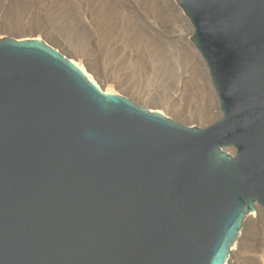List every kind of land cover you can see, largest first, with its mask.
I'll return each mask as SVG.
<instances>
[{"label": "water", "instance_id": "obj_1", "mask_svg": "<svg viewBox=\"0 0 264 264\" xmlns=\"http://www.w3.org/2000/svg\"><path fill=\"white\" fill-rule=\"evenodd\" d=\"M176 2L221 114L205 128L0 39V264H224L264 215V0Z\"/></svg>", "mask_w": 264, "mask_h": 264}, {"label": "rangeland", "instance_id": "obj_2", "mask_svg": "<svg viewBox=\"0 0 264 264\" xmlns=\"http://www.w3.org/2000/svg\"><path fill=\"white\" fill-rule=\"evenodd\" d=\"M174 2L0 0V39L39 38L89 69L103 88L105 77L122 82L108 84L141 107L205 128L221 114L204 61L177 36L180 25L187 33L192 28L178 17L182 9ZM242 229L244 248L234 264H264V215Z\"/></svg>", "mask_w": 264, "mask_h": 264}, {"label": "bare ground", "instance_id": "obj_3", "mask_svg": "<svg viewBox=\"0 0 264 264\" xmlns=\"http://www.w3.org/2000/svg\"><path fill=\"white\" fill-rule=\"evenodd\" d=\"M170 2L172 4H175L174 0H170ZM178 17H181V18H184L185 19V16L182 14V10H181V12L178 13ZM177 36L185 44V46H187V47H189L191 49H194L193 44H192V41L189 39L192 36V29H190V31L187 33L183 29V26L180 25V29L177 31ZM37 39L39 40V38H37ZM118 47H117V45H113V48H116V50H117ZM71 61L73 62V64L75 66H77L86 75V77L91 82H93L97 87H99L100 89H102L105 93H108V94H116L115 91L113 90V85L112 84L118 85V86H122L123 85L122 82H118V84H117V82L111 80L109 77H105V82L107 84H106V88H103L90 75L89 69H85V67L81 63L76 62L75 60L74 61L71 60ZM109 82L112 83V84L111 85L108 84ZM159 113H161V114H163L165 116V114L163 112H160L159 111ZM256 213H257L256 215L254 213H252L251 216L248 215L247 218L245 219L242 227H244V225L246 223H251L252 224L253 223V217H255V216L258 217L260 212H256ZM245 231L246 230H243V229H242V231L240 230L239 236H238L237 240L235 241V243L233 244V246L231 247L229 256H228V258H227V260L225 261L224 264H234L235 258L240 254L241 251L243 252L242 249L244 248V240H245V236H246V232Z\"/></svg>", "mask_w": 264, "mask_h": 264}]
</instances>
